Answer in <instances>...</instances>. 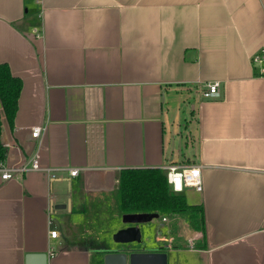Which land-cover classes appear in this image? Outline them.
<instances>
[{"label":"crops","instance_id":"1","mask_svg":"<svg viewBox=\"0 0 264 264\" xmlns=\"http://www.w3.org/2000/svg\"><path fill=\"white\" fill-rule=\"evenodd\" d=\"M261 49L264 0H0V63L22 82L12 125L1 116L3 162L36 156L41 168L0 171V264L29 252L47 264H119L109 253L130 264L133 252L264 264ZM215 80L221 95L203 97ZM170 162L201 168L202 191L182 193L202 207L204 233L158 216L139 225L152 241L114 242L131 224L116 208L120 170Z\"/></svg>","mask_w":264,"mask_h":264},{"label":"trees","instance_id":"2","mask_svg":"<svg viewBox=\"0 0 264 264\" xmlns=\"http://www.w3.org/2000/svg\"><path fill=\"white\" fill-rule=\"evenodd\" d=\"M22 82L12 75L7 64L0 63V128L3 115L12 125ZM0 140V162L5 159ZM119 215L125 213H156L158 216L185 215L191 225L204 230L202 207L187 202L182 192H174L163 168H125L118 174L114 192ZM204 233V232H203Z\"/></svg>","mask_w":264,"mask_h":264},{"label":"built area","instance_id":"3","mask_svg":"<svg viewBox=\"0 0 264 264\" xmlns=\"http://www.w3.org/2000/svg\"><path fill=\"white\" fill-rule=\"evenodd\" d=\"M39 1V0H36ZM35 34L37 31L34 29ZM251 61L258 67V72L264 74V52L259 50L251 56ZM203 97L207 99H215L221 95L220 82L218 80L207 82L204 84V88L201 90ZM44 130V127L40 125L33 126L31 128V137L36 138ZM41 169L36 156L31 157L27 162L21 164L6 166L4 162H0V171L2 179H9L15 176L17 173H23L31 170ZM166 171V180L174 192H183L186 188H192L193 190L202 191V178L201 168L199 165H181L170 162L163 167ZM78 168H70L69 174L75 176L78 173ZM165 219V218H164ZM50 237H56V230L49 231ZM50 253H52L50 251Z\"/></svg>","mask_w":264,"mask_h":264},{"label":"water","instance_id":"4","mask_svg":"<svg viewBox=\"0 0 264 264\" xmlns=\"http://www.w3.org/2000/svg\"><path fill=\"white\" fill-rule=\"evenodd\" d=\"M158 217L156 213H125L122 215L124 223H131L122 226L112 233V240L118 243L142 242V232L139 226ZM117 258L119 264H126V255L123 253H109L105 261ZM130 264H166V253L163 252H133L129 255ZM25 264H47L46 253L29 252L25 256Z\"/></svg>","mask_w":264,"mask_h":264},{"label":"rangeland","instance_id":"5","mask_svg":"<svg viewBox=\"0 0 264 264\" xmlns=\"http://www.w3.org/2000/svg\"><path fill=\"white\" fill-rule=\"evenodd\" d=\"M186 104L184 105L187 109H189L190 108V105H187V102H185ZM188 115V114H187ZM82 199H83V196H82ZM92 200H90L89 201V203L91 202ZM90 205H93V202H91L90 203ZM181 217V219H186L185 217H183V216H180ZM72 219V218H71ZM73 220H75V222L76 223H78V224H75L74 225V230L75 229H77L78 231H81V228H84V226H83V217L82 216H73ZM185 222V221H184ZM171 227L173 228V231H178V230H181L182 231V226L181 227H179L178 226V224H171ZM179 227V228H178ZM172 228H171V233H173L172 232ZM143 229V228H142ZM141 229V230H142ZM147 237V239H148V241H152L153 240V237H152V235L150 234V232H144L143 230H142V241L145 239V237H144V235ZM170 239H171V241L173 242L174 240H175V237L174 236H172V237H170ZM175 242V241H174ZM144 244L143 242H136V244L137 245H140V244ZM142 248H146V245H144V246H142ZM179 255H182L181 256V261H186V258H185V256H184V254H182V253H178Z\"/></svg>","mask_w":264,"mask_h":264}]
</instances>
